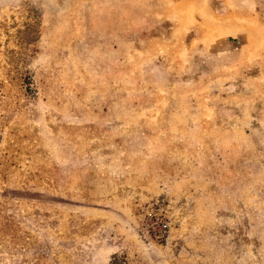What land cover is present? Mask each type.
I'll return each mask as SVG.
<instances>
[{"label":"rangeland","instance_id":"1","mask_svg":"<svg viewBox=\"0 0 264 264\" xmlns=\"http://www.w3.org/2000/svg\"><path fill=\"white\" fill-rule=\"evenodd\" d=\"M0 264H264V0H0Z\"/></svg>","mask_w":264,"mask_h":264}]
</instances>
